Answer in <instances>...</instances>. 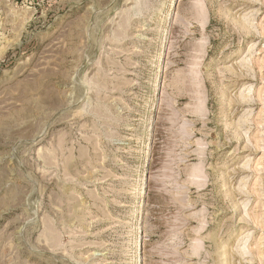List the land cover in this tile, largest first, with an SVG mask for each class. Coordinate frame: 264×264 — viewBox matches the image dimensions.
I'll return each mask as SVG.
<instances>
[{
    "label": "rangeland",
    "instance_id": "1",
    "mask_svg": "<svg viewBox=\"0 0 264 264\" xmlns=\"http://www.w3.org/2000/svg\"><path fill=\"white\" fill-rule=\"evenodd\" d=\"M0 264H264V0H0Z\"/></svg>",
    "mask_w": 264,
    "mask_h": 264
},
{
    "label": "bare ground",
    "instance_id": "2",
    "mask_svg": "<svg viewBox=\"0 0 264 264\" xmlns=\"http://www.w3.org/2000/svg\"><path fill=\"white\" fill-rule=\"evenodd\" d=\"M168 36V35H167ZM162 52V51H161Z\"/></svg>",
    "mask_w": 264,
    "mask_h": 264
}]
</instances>
